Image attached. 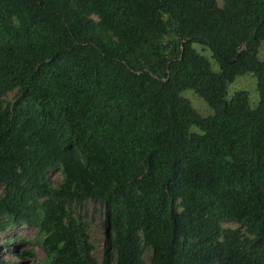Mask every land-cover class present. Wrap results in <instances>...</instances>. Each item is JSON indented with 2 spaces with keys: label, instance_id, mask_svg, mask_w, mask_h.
<instances>
[{
  "label": "trees",
  "instance_id": "16d2710c",
  "mask_svg": "<svg viewBox=\"0 0 264 264\" xmlns=\"http://www.w3.org/2000/svg\"><path fill=\"white\" fill-rule=\"evenodd\" d=\"M263 45L264 0H0V234L43 264H264Z\"/></svg>",
  "mask_w": 264,
  "mask_h": 264
},
{
  "label": "rangeland",
  "instance_id": "374dc122",
  "mask_svg": "<svg viewBox=\"0 0 264 264\" xmlns=\"http://www.w3.org/2000/svg\"><path fill=\"white\" fill-rule=\"evenodd\" d=\"M194 49L210 60L211 51L205 48L203 53L202 47L194 44ZM261 55V56H260ZM260 58H264V45L259 51ZM211 61V60H210ZM212 62V61H211ZM212 65V63H211ZM214 71L218 70L217 65H212ZM237 91H246L249 95L250 105L255 107L258 104L259 96L256 90V80L251 74H245L237 77L227 88V98H230L233 93ZM187 98L191 105L202 115L207 116L211 114V109L205 102L199 98L193 91L187 90L182 93ZM13 94L8 95L11 100ZM50 179L54 184L59 183L60 174L54 171L50 174ZM1 191V188H0ZM79 213L86 214V222L88 224V233L92 244L94 245L93 255L96 259H100L103 247V216L99 204L87 202L84 207L78 209ZM227 226L234 227L233 223H227ZM36 232L32 229L22 228L18 230H11L4 234H0V264H43L45 257L44 252L39 248V245L34 242ZM28 251V254L20 253Z\"/></svg>",
  "mask_w": 264,
  "mask_h": 264
}]
</instances>
